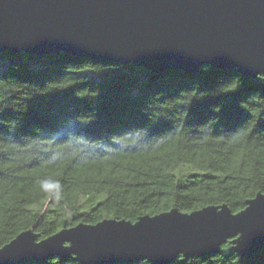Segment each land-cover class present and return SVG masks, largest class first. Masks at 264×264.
<instances>
[{"label": "trees", "instance_id": "obj_1", "mask_svg": "<svg viewBox=\"0 0 264 264\" xmlns=\"http://www.w3.org/2000/svg\"><path fill=\"white\" fill-rule=\"evenodd\" d=\"M258 192L264 74L0 51V247L29 228L42 239L171 208L227 203L237 212ZM182 259L169 264H264V248L242 257L227 240ZM17 264L81 263L56 255Z\"/></svg>", "mask_w": 264, "mask_h": 264}, {"label": "water", "instance_id": "obj_2", "mask_svg": "<svg viewBox=\"0 0 264 264\" xmlns=\"http://www.w3.org/2000/svg\"><path fill=\"white\" fill-rule=\"evenodd\" d=\"M62 50L151 71L203 65L264 74V0H0V51ZM34 228L0 247V264L74 256L81 264L147 259L169 264L179 255L217 252L230 241L251 257L264 248V192L234 212L227 203L178 208L136 221L79 222L39 239Z\"/></svg>", "mask_w": 264, "mask_h": 264}, {"label": "clouds", "instance_id": "obj_3", "mask_svg": "<svg viewBox=\"0 0 264 264\" xmlns=\"http://www.w3.org/2000/svg\"><path fill=\"white\" fill-rule=\"evenodd\" d=\"M41 187L47 190L49 187H51V185L49 184V182L45 181L42 182Z\"/></svg>", "mask_w": 264, "mask_h": 264}, {"label": "rangeland", "instance_id": "obj_4", "mask_svg": "<svg viewBox=\"0 0 264 264\" xmlns=\"http://www.w3.org/2000/svg\"><path fill=\"white\" fill-rule=\"evenodd\" d=\"M95 76H99V74H96Z\"/></svg>", "mask_w": 264, "mask_h": 264}]
</instances>
